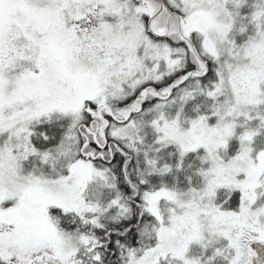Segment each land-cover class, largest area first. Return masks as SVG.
<instances>
[{"label":"snow or ice","instance_id":"6c2138e0","mask_svg":"<svg viewBox=\"0 0 264 264\" xmlns=\"http://www.w3.org/2000/svg\"><path fill=\"white\" fill-rule=\"evenodd\" d=\"M0 264H264V0H0Z\"/></svg>","mask_w":264,"mask_h":264}]
</instances>
